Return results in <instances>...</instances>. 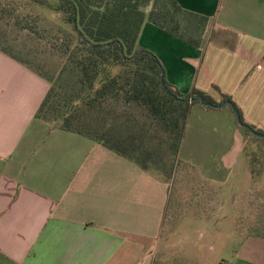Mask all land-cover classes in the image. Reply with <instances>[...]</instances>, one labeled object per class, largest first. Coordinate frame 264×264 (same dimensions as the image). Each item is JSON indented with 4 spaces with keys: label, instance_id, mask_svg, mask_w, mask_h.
<instances>
[{
    "label": "crops",
    "instance_id": "0c3cea01",
    "mask_svg": "<svg viewBox=\"0 0 264 264\" xmlns=\"http://www.w3.org/2000/svg\"><path fill=\"white\" fill-rule=\"evenodd\" d=\"M176 1L209 18L201 46L146 23L139 47L159 58L182 94L196 89L218 103L228 95L264 132V0ZM50 87L0 50V264H202L196 236L165 235L172 210L161 171L36 117ZM200 106L191 108L204 112L197 125L208 123L200 142L213 148L227 106ZM186 136L185 128L181 148ZM182 203L172 212L178 221ZM242 242L233 264H264V237Z\"/></svg>",
    "mask_w": 264,
    "mask_h": 264
},
{
    "label": "trees",
    "instance_id": "16d2710c",
    "mask_svg": "<svg viewBox=\"0 0 264 264\" xmlns=\"http://www.w3.org/2000/svg\"><path fill=\"white\" fill-rule=\"evenodd\" d=\"M31 1L57 12L70 27L60 44L53 43L66 59L62 71L56 75H50L11 46L0 43L2 52L51 84L36 114L38 119L99 142L144 170L152 167L153 149L143 143L144 139L138 140L136 133L122 136L117 131L123 125L134 128V124L145 121L135 118L132 112L130 115L127 112L124 119L123 104L126 108L136 106L146 111L151 121L161 128L164 135L160 138L171 140L170 148L177 153L191 108L203 105L200 100L195 101L199 97L211 104L203 105L210 109L229 102L228 106L239 112L243 127L249 133L253 129L264 135L262 130L244 121L230 96L221 94L222 101L218 103L196 89L182 94L167 81L159 58L138 45L144 25L151 23L199 47L209 24L208 17L183 9L176 0H59L58 5L44 0ZM80 102H85L90 111L96 107L99 120L111 123V128L81 124L73 113ZM114 103L120 105L114 109ZM155 169L160 171L158 167Z\"/></svg>",
    "mask_w": 264,
    "mask_h": 264
},
{
    "label": "rangeland",
    "instance_id": "374dc122",
    "mask_svg": "<svg viewBox=\"0 0 264 264\" xmlns=\"http://www.w3.org/2000/svg\"><path fill=\"white\" fill-rule=\"evenodd\" d=\"M44 1L59 4V0ZM69 31L64 19L47 7L31 0H0V43L11 46L50 75L60 74L66 62L53 43L60 44ZM116 105L120 103H114V109ZM121 107H125L124 119L127 112L129 115L132 112L135 118L145 122L134 124V128L123 125L117 133L122 136L136 133L138 140L146 141L143 143L154 151L152 167L160 168L170 187L171 221L166 225L165 235L176 237L187 232L191 239L196 236L202 264H233L235 253L245 252L244 237H264V139L253 136L240 125L230 106L209 108L211 113H217L214 109L225 111L221 121L226 126L213 148L209 140L200 142L202 124L208 123L197 125L204 112L194 107L188 117L190 124H186V140L178 153L170 148L171 140L160 138L164 135L161 128L146 111L136 106L126 108L125 104ZM92 111L85 102H80L73 113L81 124L111 128V123L99 120L96 107ZM225 113H230V121ZM211 165L214 169L206 168ZM179 197L183 199V218L178 221L172 212Z\"/></svg>",
    "mask_w": 264,
    "mask_h": 264
},
{
    "label": "water",
    "instance_id": "95a60500",
    "mask_svg": "<svg viewBox=\"0 0 264 264\" xmlns=\"http://www.w3.org/2000/svg\"><path fill=\"white\" fill-rule=\"evenodd\" d=\"M197 100H200V102H201L203 105L211 106V104H208V103L205 102V100H204L203 97H199V98L195 99V101H197ZM227 105H229V102H225V103H223V104H221V105H218V106L213 105V107H214V108H223V107H225V106H227ZM233 110H234V113H235V115H236V118H237L238 123H239L240 125L243 126L244 124H243V122H242V119H241V116H240L239 112H238L235 108H233ZM250 131H251V133L254 134L255 136L264 139V135H263V134L257 133V132H256L255 130H253V129H251Z\"/></svg>",
    "mask_w": 264,
    "mask_h": 264
}]
</instances>
